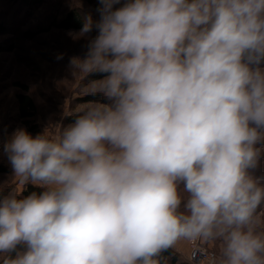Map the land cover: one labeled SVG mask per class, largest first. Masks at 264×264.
Instances as JSON below:
<instances>
[{
    "label": "clouds",
    "instance_id": "1",
    "mask_svg": "<svg viewBox=\"0 0 264 264\" xmlns=\"http://www.w3.org/2000/svg\"><path fill=\"white\" fill-rule=\"evenodd\" d=\"M99 4L69 66L101 99L3 142L37 190L0 192V264H158L181 241L264 264V0Z\"/></svg>",
    "mask_w": 264,
    "mask_h": 264
},
{
    "label": "rangeland",
    "instance_id": "2",
    "mask_svg": "<svg viewBox=\"0 0 264 264\" xmlns=\"http://www.w3.org/2000/svg\"><path fill=\"white\" fill-rule=\"evenodd\" d=\"M28 0H0V138L5 142L18 128L33 136L44 133L58 138L72 118L81 114L95 101H84L92 96L93 83L87 73L70 68L73 57L83 58L87 52V39L79 30H61L50 27V20L61 18L70 9H76L83 18L91 15L99 19V0H39L27 5ZM37 1V0H35ZM26 32H33L31 37ZM95 31L90 35L94 36ZM27 86L34 102L35 112L30 118H20L15 95L24 93L13 83ZM0 163L9 171L0 174V188H10L18 194L23 186L12 174L7 154ZM264 171V167H262ZM264 222V210L260 213ZM219 257V246L203 244ZM183 264H193L188 259L187 241L178 247ZM177 250V249H176Z\"/></svg>",
    "mask_w": 264,
    "mask_h": 264
},
{
    "label": "trees",
    "instance_id": "3",
    "mask_svg": "<svg viewBox=\"0 0 264 264\" xmlns=\"http://www.w3.org/2000/svg\"><path fill=\"white\" fill-rule=\"evenodd\" d=\"M27 5H31L33 3H36L37 6L41 4V1L37 0H28ZM89 3L94 6V3L92 0H89ZM100 4H95V7H99ZM82 21L83 18L80 16L78 11L76 9H70L68 10L64 16L61 18H52L50 20V27L58 28L61 30H79L82 27ZM0 30H2V26L0 25ZM33 32H26L25 35L28 37H31ZM91 80L94 79L92 76H88ZM14 86L19 87L24 93H17L15 95L16 101H17V112L20 118H30L34 115L35 112V105L31 97L25 93L27 92V86L25 84H21L18 82L13 83ZM101 97L99 96H85L84 101H98ZM75 118V117H74ZM72 118V120L74 119ZM71 120V121H72ZM8 168L0 163V174L7 173ZM37 190L32 185H24L22 186L20 192L16 194L17 196H22L28 194L30 191ZM11 190L10 188H0V192L9 193ZM180 252L177 251L175 248H172L164 253H162L158 258V264H183V262L180 260Z\"/></svg>",
    "mask_w": 264,
    "mask_h": 264
},
{
    "label": "built area",
    "instance_id": "4",
    "mask_svg": "<svg viewBox=\"0 0 264 264\" xmlns=\"http://www.w3.org/2000/svg\"><path fill=\"white\" fill-rule=\"evenodd\" d=\"M3 140L0 138V157L6 155L3 152ZM188 245V259L193 264H213L216 258L215 254L211 252L201 242H187Z\"/></svg>",
    "mask_w": 264,
    "mask_h": 264
},
{
    "label": "crops",
    "instance_id": "5",
    "mask_svg": "<svg viewBox=\"0 0 264 264\" xmlns=\"http://www.w3.org/2000/svg\"><path fill=\"white\" fill-rule=\"evenodd\" d=\"M179 245H180V242L177 243V245L174 247L175 249H177V251H179V249H178Z\"/></svg>",
    "mask_w": 264,
    "mask_h": 264
}]
</instances>
